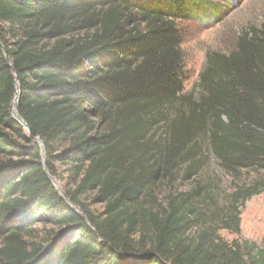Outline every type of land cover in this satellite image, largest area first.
Returning a JSON list of instances; mask_svg holds the SVG:
<instances>
[{
  "label": "trees",
  "instance_id": "obj_1",
  "mask_svg": "<svg viewBox=\"0 0 264 264\" xmlns=\"http://www.w3.org/2000/svg\"><path fill=\"white\" fill-rule=\"evenodd\" d=\"M210 1L0 0V264H264V236L218 234L264 180L222 201L176 185L205 152L264 170V23L184 93L177 23Z\"/></svg>",
  "mask_w": 264,
  "mask_h": 264
},
{
  "label": "rangeland",
  "instance_id": "obj_2",
  "mask_svg": "<svg viewBox=\"0 0 264 264\" xmlns=\"http://www.w3.org/2000/svg\"><path fill=\"white\" fill-rule=\"evenodd\" d=\"M207 5L209 13L177 23L182 37L181 51L186 77L184 93L194 94L195 97L200 92V75L207 67L208 57L213 53H232L244 32L259 30L264 23V0H211ZM205 153L203 169L190 179L176 184L179 190H187L198 183L208 184L222 201L229 200L237 189L264 180L262 169L242 170L232 177L221 169L211 154ZM51 180L59 192L66 188L57 179ZM91 208L101 210L100 205ZM238 210L239 233L220 230V238L226 242L245 240L260 244L264 236V190L245 201L242 206L239 205ZM42 233V226H38L34 239L40 242Z\"/></svg>",
  "mask_w": 264,
  "mask_h": 264
},
{
  "label": "water",
  "instance_id": "obj_3",
  "mask_svg": "<svg viewBox=\"0 0 264 264\" xmlns=\"http://www.w3.org/2000/svg\"><path fill=\"white\" fill-rule=\"evenodd\" d=\"M11 69H12L13 73L15 74L14 69L13 68H11ZM15 81H16V87H15V92H14V98H13V101L11 103V115L13 116L14 119H16L18 122H20L22 124V126L28 131L27 127L25 126V123L23 122L21 116L18 113V106H19L18 97H19V93H20V88H19V85L17 83V79L16 78H15ZM34 142L38 143L41 146V148L43 149V144L38 138H35ZM43 164H44V161H43ZM60 194H61V198H65L64 197L65 195H64L63 191H61ZM65 200H66V202H68L67 199H65ZM75 210L78 213H81L78 208H76Z\"/></svg>",
  "mask_w": 264,
  "mask_h": 264
}]
</instances>
